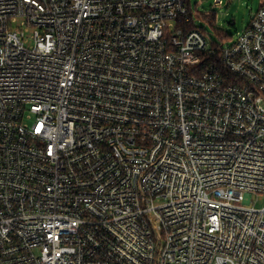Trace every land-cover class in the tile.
Returning <instances> with one entry per match:
<instances>
[{
    "label": "built area",
    "instance_id": "2783aa9c",
    "mask_svg": "<svg viewBox=\"0 0 264 264\" xmlns=\"http://www.w3.org/2000/svg\"><path fill=\"white\" fill-rule=\"evenodd\" d=\"M211 16L0 0V264H264V1Z\"/></svg>",
    "mask_w": 264,
    "mask_h": 264
},
{
    "label": "rangeland",
    "instance_id": "374dc122",
    "mask_svg": "<svg viewBox=\"0 0 264 264\" xmlns=\"http://www.w3.org/2000/svg\"><path fill=\"white\" fill-rule=\"evenodd\" d=\"M215 1L193 0L199 13L212 14L208 19L197 18L196 23L205 29L213 41L226 45L248 26L252 15L264 0H220L219 6H214Z\"/></svg>",
    "mask_w": 264,
    "mask_h": 264
},
{
    "label": "trees",
    "instance_id": "16d2710c",
    "mask_svg": "<svg viewBox=\"0 0 264 264\" xmlns=\"http://www.w3.org/2000/svg\"><path fill=\"white\" fill-rule=\"evenodd\" d=\"M219 36L221 35V34H218Z\"/></svg>",
    "mask_w": 264,
    "mask_h": 264
}]
</instances>
